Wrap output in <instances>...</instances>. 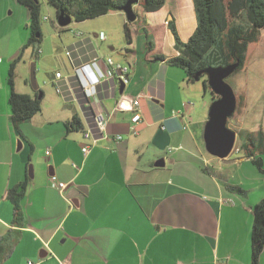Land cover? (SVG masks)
Returning a JSON list of instances; mask_svg holds the SVG:
<instances>
[{
  "label": "crops",
  "instance_id": "0c3cea01",
  "mask_svg": "<svg viewBox=\"0 0 264 264\" xmlns=\"http://www.w3.org/2000/svg\"><path fill=\"white\" fill-rule=\"evenodd\" d=\"M22 7L19 25L29 18ZM141 15L147 35L138 29L130 44L114 47L103 22L77 24L68 40L76 66L109 55L130 69L122 92L111 80L98 87L95 101L108 119L102 134L93 128L97 141L84 157L82 131L67 130L65 122L76 112L83 128L92 127V111L83 100L66 101L53 86L54 104H43L42 97L40 111L19 124L21 136L14 129L6 53L0 47V264H251L252 208L264 197V172L235 147L231 152L242 155H205L190 123L202 112L188 95L195 88L182 69L154 59L179 53L166 20L174 18L183 42L193 32L192 0H166ZM5 26L0 24V38ZM100 31L105 40L97 37ZM26 85L14 82V89L33 96L35 90ZM135 111L141 119L133 124ZM240 116L249 124L247 132H264V92L252 95L246 88ZM33 132L43 135L44 143ZM259 156L264 165V153ZM160 158L164 165H154ZM50 175L67 183L63 192L49 185ZM25 178L19 227L12 224L6 192ZM258 264H264V246Z\"/></svg>",
  "mask_w": 264,
  "mask_h": 264
},
{
  "label": "trees",
  "instance_id": "16d2710c",
  "mask_svg": "<svg viewBox=\"0 0 264 264\" xmlns=\"http://www.w3.org/2000/svg\"><path fill=\"white\" fill-rule=\"evenodd\" d=\"M16 1L27 9L29 16L28 28L30 35L23 45V48H25L31 43L41 40L40 4L38 0ZM125 1L47 0L54 7L56 16L63 12L70 15L72 20L76 22L95 18L112 11H122L120 8ZM165 1L137 0L135 3L139 4L142 12H153L160 9ZM192 6L196 25L185 42L179 37L174 18L167 20L168 28L174 39V46L179 51L178 55L170 57L156 55L154 59L165 60L169 65L182 69L185 81L188 83L202 79L204 90L207 89L211 92L206 79L205 70L207 68L224 66L237 61L238 66L230 74L232 75L244 69L248 54L256 43H260L261 47L264 48V0H192ZM131 22H135V20H127L123 25L126 44L132 42L138 30V26L133 29L130 27ZM141 28L146 36L147 27L142 25ZM151 48V43L146 41V50H151ZM13 71L14 60L9 64L7 71L9 120L14 129L20 134L19 124L29 120L40 111L43 93L39 88L33 96L16 92ZM39 91L41 92L40 96ZM234 93L236 108L228 120L237 113L240 114L244 104L245 91L242 88H236ZM211 95L214 100L216 96L212 92ZM65 126L69 131L83 130L82 121L76 112L72 114L69 121L65 122ZM235 148L242 150L246 156L252 157V164L260 172H264V165L259 156L264 153V132L261 128L254 132H245L243 142ZM256 155L257 157H255ZM27 184L28 179L25 178L6 192V197L12 203L13 208L12 224L19 227L24 224L22 200L26 194ZM227 187L238 193L245 192L239 186ZM252 216L250 230L251 264H258L264 246V197L253 206Z\"/></svg>",
  "mask_w": 264,
  "mask_h": 264
},
{
  "label": "rangeland",
  "instance_id": "374dc122",
  "mask_svg": "<svg viewBox=\"0 0 264 264\" xmlns=\"http://www.w3.org/2000/svg\"><path fill=\"white\" fill-rule=\"evenodd\" d=\"M38 1L40 4L39 19L42 37L39 42H33L23 48V45L27 42L30 35L28 28L29 18L27 22H22L19 25V21L23 16V5L19 4L16 0H0V24L1 26L2 24L6 25V28L8 27L4 36L0 38V47H2L6 53L4 63L7 66V69L9 64L14 60L13 82L20 84L26 81V86L29 88L31 86L29 81L30 68L32 62L35 63V81L38 88L43 93V104L47 102L48 104L53 105L56 95L51 89L52 84L50 83V76L56 70L60 71L63 75L72 73L70 56L66 54V50L73 49L68 48V40L74 36V27L82 22L89 27L100 25V22H103L109 25L111 34L108 33V35H110L114 41L113 46L119 47L120 42L124 45L126 44L123 35V23L121 24V20L126 22L127 19L124 12L114 11L113 14L107 13V15L103 14L80 22L72 20L66 26H60L57 23V16L54 7L49 4L47 0ZM133 10L135 14H137V17L135 18V22H131L130 27L133 29L135 26H138V29L144 33L141 27L142 25H145L146 22L141 15L142 11L139 4H134ZM173 14L176 18V14L174 12ZM43 16H47L48 18L43 19ZM137 32L139 31L137 30ZM38 47L41 48V53L36 52ZM118 50L119 48H117V51ZM116 57L121 58L117 54ZM225 81L233 90L236 88H242L245 91V89L248 88V91L250 94L252 93V95L254 93L258 94L259 92H264V48L261 47L260 43H256L250 50L244 69L228 76L225 78ZM189 86L196 90L188 92L190 99L196 104L195 108L197 110L201 109L202 111L201 116L198 112L199 115L193 118L195 123L193 121L190 123L192 124V128L197 131L199 142L205 155L213 157L205 150L202 139V131L207 119L208 108L213 101L211 92L207 89L204 90L202 79L189 82ZM43 104L41 103V106ZM227 126L236 132L234 147L240 146L243 142L244 134L249 128L248 122H242L240 114L237 113L228 120ZM32 134L33 136H39L37 138L38 141H40L39 143H44L45 138H43V135H38L34 132L31 133V135ZM239 155L238 152L234 151L231 152L228 157L233 158L234 156Z\"/></svg>",
  "mask_w": 264,
  "mask_h": 264
},
{
  "label": "built area",
  "instance_id": "2783aa9c",
  "mask_svg": "<svg viewBox=\"0 0 264 264\" xmlns=\"http://www.w3.org/2000/svg\"><path fill=\"white\" fill-rule=\"evenodd\" d=\"M47 18V16H43V19ZM165 22L167 23V20ZM97 37L100 40L106 39V35L103 31L98 32ZM36 52L41 53L40 47L37 48ZM66 54L70 56L72 73L63 75L60 71H55L51 84L55 91L62 95L66 101L74 100L79 102L78 100H83L92 111L93 126L90 127L87 125L82 130L83 144L80 149L84 157L97 141V137L93 134V128H95L97 133L102 134L108 119L106 111L100 104H96L95 101L96 98L98 99L97 95L100 92L98 87L104 80H111L112 84H117V86H119L120 83L125 85L129 79L130 69L129 65L117 62L109 55L104 57L94 55L88 62L76 66L73 62L74 60L70 50H66ZM1 61L2 58L0 57V63ZM74 89L78 92L77 96L76 90ZM134 106H138L137 100L134 101ZM140 119V114L135 111L131 117L132 123L136 124ZM116 138L121 139V136L117 135ZM45 153L48 154L49 151ZM72 165L78 168L75 163H72ZM49 185L59 192H63L67 187L66 182L58 180L54 175L49 176ZM26 264H39V262L27 260Z\"/></svg>",
  "mask_w": 264,
  "mask_h": 264
},
{
  "label": "water",
  "instance_id": "95a60500",
  "mask_svg": "<svg viewBox=\"0 0 264 264\" xmlns=\"http://www.w3.org/2000/svg\"><path fill=\"white\" fill-rule=\"evenodd\" d=\"M136 1L137 0H126L120 8L128 21H133L136 18V14L133 10V4ZM71 20V16L63 12L57 15V23L60 26H66ZM237 66L238 62L235 61L224 66L209 67L205 70L207 84L216 98L211 102L208 108L207 119L202 131V139L207 153L218 159L226 158L233 150L235 144L236 132L227 126V120L235 111L236 96L232 87L225 81V78H227ZM29 81L32 88L37 91L38 86L35 81L34 62L31 64ZM118 87L119 92H122L124 84L120 83ZM40 95L41 92L39 91V96ZM154 165L163 166L164 159L160 158ZM28 176L32 177L31 165L28 166Z\"/></svg>",
  "mask_w": 264,
  "mask_h": 264
}]
</instances>
